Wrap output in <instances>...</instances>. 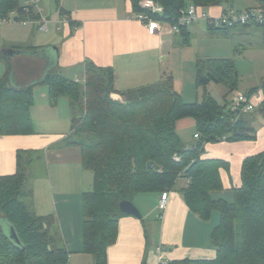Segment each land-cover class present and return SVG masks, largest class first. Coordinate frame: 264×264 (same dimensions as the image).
I'll use <instances>...</instances> for the list:
<instances>
[{"label":"trees","instance_id":"16d2710c","mask_svg":"<svg viewBox=\"0 0 264 264\" xmlns=\"http://www.w3.org/2000/svg\"><path fill=\"white\" fill-rule=\"evenodd\" d=\"M130 1L134 14L144 11L141 0ZM225 1L158 0L170 21L190 3L211 8ZM12 12L17 22L39 20V13L23 6L21 0H0V19L9 20ZM257 27L264 39V24ZM36 50L18 49L28 61L15 65L0 52L11 64L0 77V136L33 133L31 107L36 86L47 85L53 105L61 97L69 99L73 125L67 145L80 149L84 169L94 174L93 189L83 195V252L92 256L93 264H107L108 248L118 237L119 220L129 216L119 209L121 201L174 190L181 177L188 180L180 192L193 213L205 221L214 211L220 213L211 234L216 254L212 259L186 258L166 264H264V151L244 160L242 183L234 189L231 203L211 195L223 189L220 169L226 163L202 158L208 143L257 138L255 123L258 116L264 117V83L255 111L245 113L219 105L207 93L211 82L227 86L229 92L237 89L239 74L233 59L198 60L196 82L203 89V100L187 103L174 90L170 76L158 84L120 91L111 68L91 63L86 65L83 82L64 77L57 66L43 75V64L30 58ZM21 69L29 75L23 84L17 82ZM257 90L252 89L249 95ZM184 118L196 122L199 139L191 146L185 145L176 131V122ZM32 161L23 163L20 151L16 173L0 176V219L14 227L21 242L16 244L0 226V264H69L70 252L55 218L37 216L29 208L26 168Z\"/></svg>","mask_w":264,"mask_h":264},{"label":"crops","instance_id":"0c3cea01","mask_svg":"<svg viewBox=\"0 0 264 264\" xmlns=\"http://www.w3.org/2000/svg\"><path fill=\"white\" fill-rule=\"evenodd\" d=\"M44 1L37 0V5L42 3L48 9L47 14H44V7H39L41 8L39 20L43 16L48 21V31L45 32L42 41L38 45L26 47L11 43L0 47L1 53L8 49L18 51V49L37 48L35 52L38 53L32 54L30 58L43 64V75L57 66L64 77L77 82L84 81L88 63L97 67L111 68L115 75L116 87L120 91L158 84L167 76L174 77L172 79L174 90L185 102H190L185 100L190 85L186 84L184 78V65L195 64V58L180 47L185 48L190 45L191 26L184 34L167 32L162 35H151L145 24L133 17L130 0H60L59 2L53 0L54 10L49 9ZM242 1L250 2V5L243 10L260 4L258 0ZM227 8L234 7L224 2L220 6L211 7L209 12L218 16ZM39 20H28L29 22L23 26L37 25L39 28L37 23ZM252 26L237 27L232 30L248 29ZM1 31L3 29H0V34ZM56 31L60 34H56ZM177 36L181 40L177 39ZM44 51L48 52V55L44 54ZM3 61L7 60H2L0 57V63ZM24 61L28 59L21 55L11 59L13 65ZM176 65L179 74L176 72ZM5 69L6 74L8 66ZM22 72L21 69L20 74L18 73L19 84L28 82L29 75ZM15 73L17 69L14 70ZM39 87H35L34 104L31 107L33 133L0 136V176L16 173L17 154L20 151L27 152L28 155L40 156L37 163L35 165L31 163L30 167L37 166L43 161L45 172L36 176L32 183L30 192L33 196L31 202L28 198L29 208L37 216L55 218L64 244L70 252L69 264L81 262L90 264L87 255L90 256L93 264L92 256L83 252V195L93 189L94 174L84 169L80 149L67 145V137L72 132L73 125L71 102L61 97L53 105L50 103L47 91L38 90ZM37 90L41 91L39 97ZM254 94L260 96V100L254 101L257 106L262 95L259 91ZM256 122L258 131L255 140L241 142L223 140L205 145L203 159H217L226 163L220 169L223 189L213 192L211 194L213 199L233 202L234 189L239 188L242 183L241 170L244 160L264 151V117L258 116ZM175 127L185 145L191 146L198 141L195 138L197 127L194 119H181L176 122ZM187 184L188 180L181 177L175 189L170 190L168 206L159 215L158 223L154 221L150 223L151 237L145 226V218L149 220L154 216L155 211H161L158 206L161 194L137 195L134 201L142 203L143 206L148 201V208L145 213L140 209L142 220L133 216H124L119 220L118 237L108 248L107 264H163V261L186 258H214L216 251L211 244V234L219 224L220 213L214 211L211 218L206 221L193 213L180 192ZM147 195L156 196L149 201L145 198L148 197ZM158 247H162V254L157 252Z\"/></svg>","mask_w":264,"mask_h":264},{"label":"rangeland","instance_id":"374dc122","mask_svg":"<svg viewBox=\"0 0 264 264\" xmlns=\"http://www.w3.org/2000/svg\"><path fill=\"white\" fill-rule=\"evenodd\" d=\"M27 0H21L22 5L24 6ZM44 1V0H43ZM46 5L49 9L55 8L53 0H45ZM225 3L233 5L234 8L243 10L247 5H250L249 1L242 0H226ZM233 3V4H232ZM44 7L41 4H38L39 7ZM41 10V8H39ZM44 14H47L48 9L45 8ZM211 8H203L207 13H210ZM15 16L9 22H4L1 20V31L0 34V47L7 46L8 44L13 43L14 45L27 46V45H38L44 38L46 33L41 31L37 25L34 27L32 25L25 27L22 22L15 21ZM42 18H44L42 16ZM22 23V24H21ZM34 24V23H32ZM50 28V26H49ZM29 31V32H28ZM190 45L188 47L180 49H185L192 57L195 58V64L185 63V75L186 84L190 87V91L187 92L188 96H185L186 101L192 103L201 102L203 100V89L197 86L196 82V65L198 60H207V59H233L235 60L236 70L239 74V82L237 84V89L229 92L227 86L215 82H211L207 87V93L211 96L219 105L227 104L229 108H234V101L239 94L248 95L251 90L258 89L261 91V86L264 83V39L262 37L261 29L257 26H252L248 29H236V30H217L211 31L208 29L206 22L201 21L191 25L190 27ZM28 32V33H27ZM60 34L59 31L55 32ZM39 36V38L37 37ZM177 39L181 38L177 36ZM179 53H181L179 51ZM178 58V54H177ZM5 60V59H2ZM7 64V65H6ZM11 65L9 61H3L0 63V76L5 74V67ZM177 66V65H176ZM176 72L179 74L178 66ZM174 78V77H173ZM172 78V79H173ZM39 87V86H37ZM42 88V89H40ZM38 90H46L48 93L47 85H41ZM37 90V97L40 96V92ZM256 91V92H257ZM254 92V93H256ZM35 94V93H34ZM35 98V96H34ZM67 102L68 98L65 97ZM189 102V103H190ZM73 113V108H72ZM76 113V112H75ZM77 116V115H76ZM257 123V122H256ZM48 127V126H45ZM255 128H258V125H255ZM71 129V128H70ZM258 131V130H257ZM23 163H27L26 160L32 159V164H36L40 156L36 154L28 155L26 152H22ZM39 157V158H38ZM32 165L26 168L27 180L25 184V189L27 191H32V183L35 181L36 176L43 175L45 172V167L43 161H40L37 166ZM32 194L30 192L29 201L31 202ZM147 200H151L156 195H147ZM146 200V201H147ZM28 202V200H27ZM135 205H138L139 210L145 213L146 208H148V201L145 202L146 205L143 206L142 203L134 201ZM162 211H155L154 216L149 220L145 218V226L149 230V235L151 237L150 223H158V217ZM143 216V215H142ZM0 226L4 229L5 233L9 234V227L7 223L0 219ZM151 239V238H150ZM88 262L92 264V259L87 255ZM79 258V257H78ZM83 260V259H82ZM80 264H84L81 262ZM86 264H88L86 262Z\"/></svg>","mask_w":264,"mask_h":264},{"label":"built area","instance_id":"2783aa9c","mask_svg":"<svg viewBox=\"0 0 264 264\" xmlns=\"http://www.w3.org/2000/svg\"><path fill=\"white\" fill-rule=\"evenodd\" d=\"M260 4L257 7L247 10H237L234 8L225 9L220 15L215 16L211 13H207L203 8H199L195 4H188L187 6L179 10L178 16L170 21L168 17H165V9L158 2V0H141L140 7L144 10L141 13H135L134 18L145 24L149 34L162 35L167 32L172 34H180L182 28L189 27L195 23L204 21L208 27L215 29H233L237 27L245 26H260L264 24V0H258ZM25 7H32L35 12L41 14V10L38 8L37 0H27L24 4ZM15 12L10 14L9 20H3L9 22L15 16ZM29 21H22L23 24ZM39 29L41 31H48V21L45 18H41L38 22ZM1 29V20H0ZM255 100H260V96L257 94L245 95L239 94L234 101V108L241 109L245 113L254 112L256 105ZM196 139H199V135H195ZM179 160V158H175ZM170 191H164L161 193L159 199V209L164 211L169 203ZM162 247H158L157 252L162 254ZM167 262L163 261V264Z\"/></svg>","mask_w":264,"mask_h":264},{"label":"water","instance_id":"95a60500","mask_svg":"<svg viewBox=\"0 0 264 264\" xmlns=\"http://www.w3.org/2000/svg\"><path fill=\"white\" fill-rule=\"evenodd\" d=\"M15 21H17V18H15ZM22 53H25V52H22V51H15L13 49H8V50H5L3 52L4 56L8 59V60H11L13 57H15L16 55H21ZM34 53H38V52H33ZM48 55V52H45L44 51V54ZM29 54V53H28ZM149 167H152V162H149L148 164ZM119 209L126 215H129V216H133L139 220H142L143 219V216H142V213L141 211L139 210V208L135 205L134 202L132 201H128V200H123L119 203ZM9 237L11 238V240H13L16 244L20 245L21 242L17 236V233L14 229L13 226H10L9 228Z\"/></svg>","mask_w":264,"mask_h":264}]
</instances>
